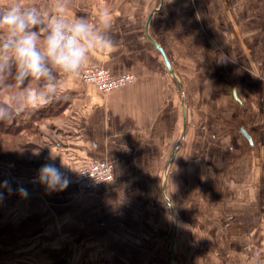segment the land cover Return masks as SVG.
<instances>
[{
    "label": "crops",
    "instance_id": "obj_1",
    "mask_svg": "<svg viewBox=\"0 0 264 264\" xmlns=\"http://www.w3.org/2000/svg\"><path fill=\"white\" fill-rule=\"evenodd\" d=\"M24 2L45 14L52 4ZM155 2L67 0L70 18L95 24L104 10L111 22V43L94 50L84 67L132 72L135 79L103 92L80 77L61 78L64 99L34 114V132L15 141L23 156L1 161L0 236L13 229L20 237L15 247L1 240L8 245L1 249L0 264H144L143 250L150 264L143 214L149 219L151 211L142 208L148 205L143 200H149V182L170 179L172 164L171 180L191 195L199 191L204 169L215 164L233 166L226 175L232 197L255 194V188L241 185L247 174L254 184H263L264 0H189L190 6L177 0L174 19L165 18L157 26L161 30L154 26L161 11L150 7ZM163 31L171 33L174 49L163 43ZM152 41L163 49L170 71ZM52 154H58L55 160ZM25 158L31 173L54 163L67 187L49 191L39 183H24L21 190L27 195H22L14 183L21 167L14 160ZM97 159L111 164L113 179L77 191L70 173ZM245 165L259 168L246 170ZM135 198L142 204L133 207Z\"/></svg>",
    "mask_w": 264,
    "mask_h": 264
},
{
    "label": "rangeland",
    "instance_id": "obj_2",
    "mask_svg": "<svg viewBox=\"0 0 264 264\" xmlns=\"http://www.w3.org/2000/svg\"><path fill=\"white\" fill-rule=\"evenodd\" d=\"M19 1H22L23 4L30 2ZM14 2L17 0H0V6ZM176 2L177 0H162V2L156 0L150 5V7H161V11L155 14L154 26H159L165 18L174 19ZM182 2L188 4L189 0H182ZM192 5L195 6L193 3ZM188 6L190 5L188 4ZM262 8L264 10V6ZM179 14L178 12V16ZM183 18L185 17L183 16ZM161 28L159 29L161 30ZM163 32L165 33L164 37L158 33L161 35L163 43L167 48L174 49L171 33ZM219 53H221V49ZM221 54L226 58L229 57L224 53ZM35 86L36 83L33 82L26 85L29 88H35ZM15 91L16 89L12 85L0 87V100H9ZM33 118L34 115L28 120L17 118L14 121L1 124V131L6 129L10 131L0 132V153L7 142H12L15 158L23 156L19 150L15 149V136L29 138L32 131L34 132ZM10 132L13 136H9ZM261 158H264V150H262ZM26 160L25 158L21 161ZM24 164L28 165L26 162ZM17 167L22 168L21 171H18L21 174L17 176L27 177L31 173L27 168ZM170 168L167 169L170 179L149 182L150 194L147 196L149 200L146 199L147 202L143 200V204L148 205L142 208L149 207L151 211L149 219H146V214H143V234L145 237L149 236L150 264H264V182L260 185L259 183L254 184L253 179L250 178L252 175L247 174V179L243 180L241 185L244 189L255 188V194L248 197H232L228 193L229 181L226 175L231 174L233 166L215 164L208 167V173L207 171L205 173L204 169V179L203 181L202 178L199 179V191H196V195H191L186 190L177 189L174 179L171 180L175 175L173 169ZM175 168L177 167L175 166ZM245 168L249 170L259 168V166L245 165ZM207 177H211V179H207ZM168 199L173 200L174 213L171 201ZM141 201L135 198L133 207L142 204ZM165 205L170 208L173 216L170 217ZM253 206H255V210ZM135 215L141 214L135 213ZM145 220H149V227L146 226ZM173 234L176 238L173 243V252L171 251L172 255L169 256V242ZM19 237L20 231L13 229L10 234L0 236V253L1 249L8 245L1 244V240H8L11 244L10 247H15L16 239L18 240ZM145 237L142 239L144 242L147 240ZM146 251L143 250L144 264Z\"/></svg>",
    "mask_w": 264,
    "mask_h": 264
},
{
    "label": "clouds",
    "instance_id": "obj_3",
    "mask_svg": "<svg viewBox=\"0 0 264 264\" xmlns=\"http://www.w3.org/2000/svg\"><path fill=\"white\" fill-rule=\"evenodd\" d=\"M67 0H52L45 14L38 6L18 2L0 6V87L14 86L9 100H0V123L30 119L38 110L64 99L58 82L77 78L94 50L111 40L109 15L101 10L95 24L72 19ZM29 82L38 87L29 88ZM52 154L50 159L55 160ZM49 191H61L67 178L54 163L42 165L34 178ZM27 195L26 190H21Z\"/></svg>",
    "mask_w": 264,
    "mask_h": 264
},
{
    "label": "built area",
    "instance_id": "obj_4",
    "mask_svg": "<svg viewBox=\"0 0 264 264\" xmlns=\"http://www.w3.org/2000/svg\"><path fill=\"white\" fill-rule=\"evenodd\" d=\"M79 77L83 82L94 84L103 92L121 88L135 79L132 72L122 71L113 74L108 68L96 64L85 66ZM36 175L37 173H30L27 177H15L16 189H23L24 183L37 185L38 183L34 182ZM69 178L77 191L85 192L110 182L113 179V170L106 159H97L72 171Z\"/></svg>",
    "mask_w": 264,
    "mask_h": 264
},
{
    "label": "trees",
    "instance_id": "obj_5",
    "mask_svg": "<svg viewBox=\"0 0 264 264\" xmlns=\"http://www.w3.org/2000/svg\"><path fill=\"white\" fill-rule=\"evenodd\" d=\"M1 124L2 123H0V132H9L10 130L9 129H6V130H3V131H1V129H2V126H1ZM4 124V123H3ZM2 124V125H3ZM8 134H10L9 136H13V134L10 132V133H8ZM14 136H15V134H14ZM11 139V138H10ZM15 139L16 140H18V138L15 136ZM5 144V143H4ZM11 146H10V145ZM5 147H9V148H5L4 147V149L1 151V153H0V160L2 161V160H6V159H14L15 158V155H14V153H13V151H12V142H7V144L6 145H4ZM19 161H16V160H14V163L15 164H17L18 166H22V167H24V168H27L29 171L28 172H32L33 171V166L31 167L30 165H31V163L29 162V160H26V161H24V162H26V163H28V165H26V164H24V162H22L21 161V163H18ZM20 168V167H19ZM21 170H22V168H21ZM7 228V227H6ZM6 230H8V229H6ZM11 230L12 229H9L7 232L8 233H6V231L5 230H3V234H4V232H5V234H10V232H11ZM36 230L35 229H33V231H32V234L35 232ZM30 232V231H29Z\"/></svg>",
    "mask_w": 264,
    "mask_h": 264
},
{
    "label": "water",
    "instance_id": "obj_6",
    "mask_svg": "<svg viewBox=\"0 0 264 264\" xmlns=\"http://www.w3.org/2000/svg\"><path fill=\"white\" fill-rule=\"evenodd\" d=\"M148 17H150V15H149ZM148 19H149V18H148ZM148 19H147V23H148ZM146 35H147V37H148L147 32H146ZM152 43H153V45H154V46L160 51V53L162 54L163 59H164V62H165V64H166V67H167V69L170 71V70H171V67H170V64H169V62H168V60H167L165 54H164L163 49H162L157 43H155L154 41H152ZM243 134L246 135V136L248 137V135L245 134L244 132H243ZM169 159H170V157H169ZM169 159H168V162H169ZM168 200H169V199H168ZM168 206L170 207V204H169V203H168Z\"/></svg>",
    "mask_w": 264,
    "mask_h": 264
}]
</instances>
